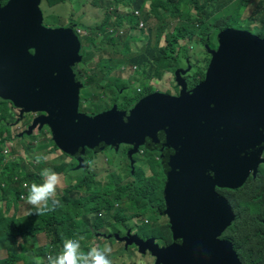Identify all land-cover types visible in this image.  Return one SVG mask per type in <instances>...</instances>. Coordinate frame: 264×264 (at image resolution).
Wrapping results in <instances>:
<instances>
[{
    "label": "water",
    "instance_id": "1",
    "mask_svg": "<svg viewBox=\"0 0 264 264\" xmlns=\"http://www.w3.org/2000/svg\"><path fill=\"white\" fill-rule=\"evenodd\" d=\"M42 2H0V99L23 116L40 114L26 133L47 126L55 147L76 156L80 166L86 150L126 145L128 158L140 147L162 152L171 243L159 247L136 236L129 242L142 254L149 251L155 264H240L231 244L218 239L233 214L215 188H240L264 162V40L224 31L216 52L205 46L211 59L190 92L181 78L189 69L176 67L177 97L151 93L128 114L113 106L94 118L83 116L78 129L73 119L82 81L74 70L82 61L80 43L69 27L43 26Z\"/></svg>",
    "mask_w": 264,
    "mask_h": 264
},
{
    "label": "trees",
    "instance_id": "2",
    "mask_svg": "<svg viewBox=\"0 0 264 264\" xmlns=\"http://www.w3.org/2000/svg\"><path fill=\"white\" fill-rule=\"evenodd\" d=\"M9 0H0L2 5H6ZM117 4V0H114ZM128 0H124L126 3ZM146 1H154L153 4L149 6V12L145 15L146 18L151 17L156 23L157 27L155 29L149 28V33L144 37L140 38L137 34L133 36L132 34H127L125 42H128L132 45L130 50H127L125 55V61L128 65L137 66L140 68L136 69L135 81H140L146 79L148 75L154 74L156 71L160 72L161 79L163 71H173L176 69L177 63L172 64L170 67H166L162 63V58L164 53L160 52L157 48H162L165 45L166 40H171L172 38L176 41L178 46H181L180 43L185 40L193 41L197 39L199 35H202L204 32H208L211 36H219L224 31H245L238 27L239 14L246 7L252 6V12L250 21L255 24L258 23L261 27H264V0H130L129 4L132 5L133 11L131 16L134 17L133 12L143 10V7ZM65 0H61L60 3H64ZM236 2L235 7L232 9V13L227 17L218 16L220 13H225L227 8ZM92 5L96 8L97 5L92 1ZM152 10H155L156 13H151ZM194 13V14H193ZM226 14V13H225ZM125 16V15H124ZM150 19V18H149ZM148 23V20L146 21ZM176 24V27L174 25ZM133 21L129 20L124 22L120 17L114 22V26H119L121 29H128V26H132ZM192 24H196L197 27H194ZM128 25V26H127ZM135 25V24H134ZM160 27L158 28V26ZM137 26V25H136ZM134 27V29L136 28ZM85 28V27H84ZM133 29V30H134ZM196 36L195 37V34ZM174 34V36H173ZM258 38L263 39L264 37L259 33L256 35ZM96 39L89 40V44H81V55L83 62L87 64V61L90 59V53L94 49H102L106 42L102 37L98 36ZM163 43V44H162ZM200 46V45H199ZM210 48V47H209ZM137 50L135 55H132V51ZM119 52V51H117ZM131 55V56H128ZM120 57L119 60H122L123 57L119 55H112ZM110 57V61L115 60ZM118 60V59H117ZM182 60V59H181ZM205 64L207 60L205 59ZM181 64L179 65V67ZM117 68L111 67L104 69L101 74L103 75L102 79H105L103 85L109 84L116 85L112 89L117 90V94L121 93V87H124V81L117 76L110 77V73ZM205 75L202 74V79ZM93 78L90 77L86 80L88 86L93 85ZM126 82V81H125ZM131 83V82H130ZM98 85H95L97 87ZM98 95L101 93L97 89ZM151 93V92H150ZM149 95L144 89L139 92L134 93V97H144ZM117 96V95H116ZM82 97V96H81ZM119 97V96H117ZM138 98L137 100H139ZM128 101H121V105L124 106ZM9 104L8 107H5L6 104ZM116 103V102H115ZM110 105V104H109ZM12 104L7 101L0 99V123H8L12 120ZM116 108H118L116 106ZM104 109H106L104 107ZM127 110V109H122ZM7 141L2 138L0 135V252L9 251V257L6 260L0 259V264H33L31 262L32 258L25 255L20 247H17L16 242L10 244L8 240L10 236L6 237V231L8 228L14 229L16 224H19L18 221L23 219L29 221L30 229L22 226L24 232L31 236L40 230L37 226V222L41 219L45 226L51 227L48 228L53 242L56 245V252L59 251L62 246V241L65 238H77L83 237L81 240V247L84 251H87L91 247H95L97 241H99V236L103 228H110L114 225V222L119 220H131V218L146 216V214L151 213L155 214L156 210H165V203L163 199V189L166 183V177L162 172L161 163H153V170L150 171L151 175L146 176L147 172L144 170L145 164L147 167H151L149 164L151 162V157H145L144 164L139 165H129L121 166L125 171L133 178V181L119 185L113 189H108L109 186L117 184L119 182L118 175L107 174V181H103L98 178L97 174L92 175L90 171L87 170L86 166L77 171H81L74 177L73 181L67 182L65 179L63 192L68 195H73L75 193L81 192L86 195L85 198L79 200H72L64 205H60L59 210H54L46 213L43 216L35 215V208H32L28 215H19L20 211V197L22 194H26V190L23 185L25 183L31 184L36 178L32 176V173L40 174V171L44 167H50L57 173L61 172L65 175L64 164L59 166L55 163L52 165H46L45 162L36 163L33 156V161L30 164V171L26 172L25 169L17 171L18 164L20 159L11 158L15 153H5L7 150ZM26 151L36 150L29 149L26 146L24 147ZM50 148L51 151H50ZM131 147L123 148V151L126 153ZM110 147L104 148L103 151L106 152ZM144 147H140L139 152L144 151ZM38 152V150H36ZM50 151L51 154L56 151V148L51 144V147H46L43 153ZM50 154V155H51ZM49 155V156H50ZM135 155V154H134ZM134 155L129 158L133 162ZM133 158V159H132ZM78 164L77 158H71ZM158 161V159H157ZM54 162V161H53ZM159 162V161H158ZM262 164V163H261ZM259 164V165H261ZM109 169L111 170L112 164H108ZM72 170L73 164H71ZM115 168V169H120ZM36 169V171H34ZM109 171V170H108ZM259 173V174H258ZM71 174H74L72 172ZM66 177V176H65ZM39 177L37 178V181ZM258 188L262 176L257 171L255 175ZM73 187H72V186ZM75 191L74 193H72ZM219 197L223 198L228 206L231 209L233 218L228 226L223 231V234H220L223 240L228 241L233 250L237 254L240 264H264V221H259L257 219L258 213L251 211L249 206L248 199L246 198V189L243 187L237 188L235 190H226L224 192L221 190ZM232 192V196H229L228 193ZM67 195V196H68ZM249 199H255L256 201L262 202L264 204V190L263 191H253V196H250ZM239 203H244L248 206L247 209H243V206L239 208ZM156 204V205H155ZM261 205V204H260ZM263 207V205H261ZM61 211H67L71 213V217L62 213ZM264 213H260V217ZM245 214V215H244ZM33 216V217H31ZM154 216L149 219L152 221L151 225L146 226L144 230L150 226H155V219H152ZM37 220H36V219ZM260 220H264L261 218ZM36 222V223H34ZM167 228L169 229V223L166 219ZM170 231V229H169ZM163 231L159 229L154 230V236L162 234ZM139 235L143 237V241L151 239L147 231H140ZM243 235V236H242ZM28 237H25L27 239ZM163 235L157 237V240H162ZM166 238V236H165ZM153 239V238H152ZM32 245L29 244V253L38 255L42 257L43 255L38 253L34 248L31 251ZM162 247V246H159ZM45 247L42 249L41 253L46 257ZM139 251V250H138ZM48 253H53L48 250ZM147 254L151 253L149 251ZM144 255L145 253H140ZM152 256V255H151ZM155 260V257L152 256Z\"/></svg>",
    "mask_w": 264,
    "mask_h": 264
},
{
    "label": "rangeland",
    "instance_id": "3",
    "mask_svg": "<svg viewBox=\"0 0 264 264\" xmlns=\"http://www.w3.org/2000/svg\"><path fill=\"white\" fill-rule=\"evenodd\" d=\"M96 3L97 7L95 8L93 5H90L91 0H65L64 3H60L61 0H44L41 4V11L43 13L44 27L48 29H54L55 27H61L65 26L68 22L72 21L75 23H81L85 25V28L83 29V32H85L86 36H82L80 38V42L82 45L89 44V40L96 39L101 36L102 39L106 42L104 47L102 49H94L93 52L90 53V59L87 61V64L83 66V71L85 74V81L88 80V78H93V85L89 86L88 88H85L82 90L81 85L78 90V98H77V110L78 115L73 119V124L78 125L79 129V119L82 118L86 113L88 112L90 106L92 105V102L88 96L98 98L99 97H113L112 102L115 103L112 106H117V111L120 112H126V114L129 113V109L138 103L141 99H144V97H138L140 98L137 100V97H134L135 92H139L142 89H144L149 94L151 93H163V94H171L173 97H177L175 95H172L176 93L177 89L174 87L172 82V77L170 73H166L163 71L162 73V79L160 72L156 71L152 75H148L146 79L140 80V81H134L130 83L128 79H122L120 77L121 70H126L129 65L125 61V55L124 53H127V50H130L132 48V45L128 42H125V39L127 37V34L131 33L134 29V27L137 25L138 20L135 19L133 16H131V13L133 11L132 5L130 6V0H128L126 3L124 0H117L118 4L114 0H92ZM161 2H164V0H160ZM149 5H152L154 1H148ZM148 5V4H147ZM236 2L232 3L225 13H220L218 16L220 17H227L232 13V9L235 7ZM154 7V4H153ZM142 11V9H141ZM252 12V6L246 7L241 13L239 14V20H238V27L242 28L243 30H249L251 34L257 35L261 34L264 37V27H261L260 24L255 23L253 24L250 21ZM136 12H133L135 14ZM151 13H156L155 10H152ZM194 14V13H193ZM125 15V16H124ZM142 17V14H140ZM122 18L124 22L126 21H133L135 22V25L128 26V29L123 28L121 29L118 25L114 26V22L118 20L119 18ZM150 18V19H149ZM147 25L144 26L142 29H138L137 32H133L134 34H137L138 37L144 38L148 33V28L155 29L157 27V23L149 17ZM141 20V18H140ZM146 20V21H147ZM175 27L176 24L174 23ZM194 27H197L196 24H192ZM54 27V28H53ZM113 27V28H112ZM148 27V28H147ZM160 25L158 26V28ZM62 28V27H61ZM112 28L113 32H109V30ZM195 37L196 33L194 34ZM174 36V34H173ZM199 45L202 46H208L211 50H214L216 46L218 45V36H211L208 32H204L202 35H199L197 39H194L193 41L185 40L181 43V46H178L176 44V41L172 38L171 40H166L165 45L162 48H157L160 50V52L164 53V57L162 58V63L166 67H170L175 65V63L179 62L181 59H186L190 61V65L188 66L189 72L187 74V78H192L194 74H196V70L200 67V59L203 57L204 59L210 60L208 55H203L201 50H199ZM119 51V52H117ZM137 50L132 51V55H135ZM112 55H119L123 57L122 60H119L120 57L112 56ZM112 56V59L115 60L113 62L110 61V57ZM131 56V55H128ZM118 59V60H117ZM204 66L206 65L203 63ZM117 68L113 70L109 75L120 77L124 82L125 86L121 87V93L117 94V90L114 89L111 90V93L109 91H103L100 95L97 93V89L95 88V85L101 86L105 79H102L103 75L101 72L104 69L108 68ZM140 68L139 65L136 66V69ZM178 68L174 70L176 72ZM207 70V69H206ZM199 71L203 73V66L199 68ZM206 72V71H205ZM205 75V74H204ZM182 78V77H181ZM183 79V78H182ZM126 81V82H125ZM186 82V80L184 79ZM83 86V85H82ZM178 86V85H177ZM151 92V93H150ZM114 94H116L119 97H114ZM82 95L86 97H81ZM88 101V104L83 107L82 102ZM105 104H108V100H103ZM121 101L126 102L124 106L121 105ZM98 102V100L94 101ZM8 103L5 107H8ZM111 105H107L105 107L106 109H110ZM132 108V109H133ZM104 108L99 110V113L101 114L104 110ZM127 109V110H122ZM131 109V110H132ZM12 120L8 123H0V135L2 134V138L8 140L7 141V150L5 153H11L14 152L15 154L11 158L20 159V162L17 167V171L19 172L21 169H25L24 171L29 172L30 171V164L33 161V156L36 155H46L48 157V160L45 162L46 165H52L53 163L62 166L64 164L65 175L61 172L62 177V184L57 189V196L56 198L60 201V205H64L72 200H79L82 198H85L86 195L79 192L75 193L73 195H68L63 192L64 189V182L65 179L67 182L73 181L74 177L81 171H77L81 168L80 163H75L72 157H69L65 154H63L59 149H57L53 143L52 134L50 129L47 126L41 127L40 124H38L36 127L33 128L31 134H27L26 131L29 129L30 125H32L34 119H36V116L40 114L36 113H27L22 114V112L16 107L12 108ZM23 116V117H20ZM89 117V115L87 116ZM71 122V121H68ZM87 128L90 130L93 128L92 125H86ZM92 135H95V132L91 133ZM51 144L56 148V151L51 154V149L46 153V151L43 153L44 149L46 147H51ZM27 147L29 149H36V150H29L26 151L24 147ZM107 148V147H106ZM51 154V155H50ZM50 155V156H49ZM75 155H79V152H77ZM91 158H88L86 161H83V167L87 168L88 171L92 173V175L97 174L98 178H100L103 181H107L106 175L107 174H115L118 175L119 182L117 184L111 185L108 187V189H113L119 185L128 184L133 181V176L131 177L124 168H120L121 166H128L131 164L133 165H143L145 157L150 158L151 162L149 163L151 167H147V164L143 167L144 170L147 172L146 176H150V171L153 170L152 165L153 163H161L160 158L162 159V152L160 154L159 151L156 149L147 150L145 149L142 152H139L135 154L133 157V162L127 157L126 153L123 151L122 146L118 149H109L108 151L104 152L97 151L94 154H90ZM264 158V155H263ZM158 159V161H157ZM54 161V162H53ZM112 164V169H109V165ZM71 164H73V169L71 167ZM162 167V165H161ZM120 168V169H115ZM109 170V171H108ZM36 171V169L34 170ZM74 172V174H71ZM163 172V171H162ZM262 180L260 181L259 187L256 188L257 182L256 179L252 181L247 190H246V198L248 199L249 206L251 207V211L254 213H258L257 219L259 221L261 218H264V213L260 217V213L263 212L264 204L262 202L256 201L255 199H249L250 196H253V191H263L264 190V162L260 166L259 170ZM32 176L36 178L34 182H41V177L38 179L39 175L37 173H32ZM66 176V177H65ZM27 184V183H25ZM25 184L23 185L24 189L27 192V189L25 188ZM30 185V184H29ZM72 186V185H71ZM73 187V186H72ZM164 187V186H163ZM73 191L72 193H74ZM26 194H22V196H25ZM68 195V196H67ZM229 196H232V192L228 193ZM20 197V203L22 204V212L19 213V215H28L30 214V211L33 206L27 204L25 199H22ZM263 207H261V205ZM156 205V204H155ZM243 206V209H247L248 206L244 205V203H239V208ZM56 210H59L58 207L55 208ZM62 213L66 214L67 216L71 217V213H68L67 211H61ZM35 215L36 211L34 212ZM245 215V214H244ZM154 216L152 219H155V226L153 225L144 230L146 226L144 225H151L152 221L149 219L150 217ZM33 217V216H31ZM34 218V217H33ZM38 218V215H37ZM36 219V218H35ZM167 216L164 214L163 210H156L155 214L148 213L146 216L131 218V220H119L117 222H114V225L112 227L107 228L105 234L102 233L100 236L102 238L97 241L95 246L103 247L104 244H109L112 248V253L109 257V259L112 261V264H155L154 258L150 255L145 253L144 255H141L138 251L137 247L131 243L124 242V239L119 238V234H126L129 236H134L136 231L140 232L147 231L148 235L147 237H151L154 239L155 243L158 244V246H168L171 243V233L169 229L167 228L166 224ZM37 220V219H36ZM168 221V219H167ZM19 224H16L14 229L8 228L6 231V237L8 238L10 236V239L8 242L10 244H13L15 241L17 244V247H20L21 251L32 258L31 262L33 264H36L37 260L39 259L42 264L46 262L47 255L50 254L48 252L51 251L53 253L56 252V245L53 242V239L51 237V234L48 230V226H45L43 224V221L40 219L37 222V226H39L40 230L38 229V232L35 234L29 236L24 232V229L22 226L26 227L27 229H30L31 226L28 228L29 221L23 219L21 221H18ZM36 223V222H34ZM144 224V225H143ZM159 229L163 231L162 234L158 236H154V230ZM163 235L162 240H157V237H160ZM166 236V238H165ZM243 236V235H242ZM25 237H28L25 239ZM142 237V236H139ZM29 244L33 246V248L38 251V253L42 254V257H35L34 254L29 253ZM45 247L46 257L43 253H41L42 249ZM31 247V251L33 250ZM58 252V250H57ZM9 257V251H1L0 252V259L6 260ZM17 264H23L18 263Z\"/></svg>",
    "mask_w": 264,
    "mask_h": 264
},
{
    "label": "clouds",
    "instance_id": "4",
    "mask_svg": "<svg viewBox=\"0 0 264 264\" xmlns=\"http://www.w3.org/2000/svg\"><path fill=\"white\" fill-rule=\"evenodd\" d=\"M90 5H92V0H91ZM135 19L138 20V18H135ZM70 22L73 23L72 21ZM65 26H61V27L64 29ZM61 27H55V28L53 27L54 28L53 31L58 30ZM68 27L71 28L73 32L75 33V35L78 37V40L80 43V55H81L80 38L82 36H86L85 32H83L85 25L82 24L79 26V23H75L74 25H68ZM112 28L109 30V32H113ZM137 30L138 29L136 26V28L130 34H132L134 31L137 32ZM132 35L135 36V34H132ZM84 63L85 62H83V58H82V61L76 64V67H78L79 65H84ZM135 70H136V67H135ZM121 71L122 72L120 73L121 74L120 77L122 79H127V76H126L127 69L126 70L122 69ZM74 73L76 74L75 70H74ZM76 81L80 82L82 80L77 79ZM126 81H129V80H126ZM103 84L101 86L98 85L97 87H95L96 89L99 90L100 93L102 92L100 91L99 87H107V85H103ZM82 85H83V81H82ZM111 85H114V84H111ZM104 99H105L104 97H99V99L93 97L94 101L99 100L100 102L93 103L90 106L86 115L84 116L87 117L89 115L88 118H94L97 115H100L99 110L109 105V103L108 104L104 103L103 101ZM94 153H95L94 150H86L85 154L82 156V160L86 161L88 158H91L90 154H94ZM72 158H76V156ZM34 159L36 163L39 164L41 162H46L48 160V157L46 155H36ZM39 175L41 177V182L39 183L32 182L30 185L25 184V188L27 189V192H26V195L22 196L21 198L25 199L27 204L33 206L36 209L37 215L43 216L50 211H54L56 207L60 206V201L56 198V196H57V189L62 184V177H61V174L57 173L50 167L42 168ZM20 205H21L20 211L22 212V204L20 203ZM106 229L107 228H103L102 233L105 234ZM82 239L83 237L65 238L62 241V246L60 250L58 252L48 254L46 258V262H44V264H112V261L109 259L112 253V248L109 244L106 243L104 244L103 247H99V246L91 247L87 251H84L81 247ZM35 257H38V255H34V259ZM36 264H42V262L38 259Z\"/></svg>",
    "mask_w": 264,
    "mask_h": 264
},
{
    "label": "flooded vegetation",
    "instance_id": "5",
    "mask_svg": "<svg viewBox=\"0 0 264 264\" xmlns=\"http://www.w3.org/2000/svg\"><path fill=\"white\" fill-rule=\"evenodd\" d=\"M149 3H148V9H149ZM75 24V22H73V23H71V22H68L67 24H66V26L64 27V28H67L68 27V25H74ZM135 24V22H133V24H132V26ZM80 25H82L81 23H79V26ZM145 25H147V23L145 22L144 24H143V27L145 26ZM148 28V27H147ZM149 29V28H148ZM238 32H245V31H242V30H239ZM254 35V34H253ZM256 36V35H255ZM163 44V43H162ZM180 45H181V43H180ZM209 48V47H208ZM217 49H218V45L216 46V48L214 49V50H212L213 52H216L217 51ZM199 50H201V52L203 53V55H208L207 53V50L205 49V45L204 46H202V45H200L199 46ZM209 50H211L210 48H209ZM209 56V58L211 59V56L210 55H208ZM205 61V59L202 57L201 59H200V67L199 68H201L202 66H203V73L205 74V71H206V69H207V67H208V64H209V62H210V60H208V62H207V64L204 66V64L203 63H205L204 62ZM181 64V66L179 67V65ZM84 65H85V63H84ZM84 65H79L78 67H75V72H76V75H77V78L79 79V80H82L83 81V86H82V90L83 89H85V88H88L89 86L85 83V74H84V71H83V66ZM190 65V61H188V60H186V59H182V60H180L179 62H178V64H177V67H179V68H182V69H187L188 68V66ZM199 68L196 70V74H194L193 76H192V78H187L188 77V75L189 74H185L184 76H181L183 79H185L186 80V92H190L195 86H197L198 84H200L202 81H203V79H204V77H203V79H202V72H200L199 71ZM174 70H175V68H174ZM174 70L173 71H165L166 73H170L171 74V77H172V82H173V85H174V87L177 89V91H176V93H174V94H172V95H175V96H177L179 93H180V91H181V87H179V86H177V82H176V78H175V72H174ZM126 76H127V79H128V71H127V73H126ZM113 87H115V85H109V87H99L100 88V91L101 92H103V91H109L110 93H111V90H112V88ZM167 94V93H166ZM167 95H171V94H167ZM82 97H86V96H84V95H82ZM87 97H89L90 98V100H91V102H92V104L93 103H97V102H94V100H93V97L92 96H88L87 95ZM114 97H117L116 96V94H114ZM105 99H107L109 102V104L111 105L110 106V108L111 107H113L112 105L113 104H115V103H113L112 102V99H113V97H104ZM98 102H100L99 100H98ZM88 104V101L86 100V101H84L83 100V102H82V105H83V107H85L86 105ZM133 107V106H132ZM131 107V108H132ZM105 110H108V109H104V111ZM130 110V109H129ZM126 147V149H127V147H129V146H126V145H124V146H122V149L123 148H125ZM120 148V147H119ZM113 149V148H112ZM131 148H129L128 150H130ZM146 149V148H145ZM128 150H126V155H127V151ZM147 150H149V149H147ZM263 155H264V150L262 151V153H261V159H264L263 158ZM128 157V156H127ZM160 160H161V158H160ZM260 166L261 165H258L257 166V168H256V173H257V171L258 170H260ZM162 171H163V169H162ZM253 172H254V170H251L250 171V173H249V175L247 176V178H246V180H245V182H244V184L241 186V187H243L244 189H246L247 190V188H248V186H249V184L252 182V181H254L256 178H255V175H256V173L255 174H253ZM164 173V172H163ZM259 174V173H258ZM165 175V174H164ZM166 177V176H165ZM165 186V185H164ZM221 190H223L224 192H226V190H229V189H225V188H215V193L218 195V196H220V194L222 193L221 192ZM223 199V198H222ZM224 232H222L221 234H223ZM101 234H102V231H101ZM134 236H136L138 239H143V237H139L140 235H139V232H137L136 231V233H135V235ZM102 238V236H99V240ZM119 238H121V239H124V242H126V243H129L131 240H132V236H129V235H126V234H119ZM218 239L219 240H222V241H226V240H223L222 238H221V236H219L218 237ZM228 242V241H227ZM233 248V247H232ZM138 249V248H137Z\"/></svg>",
    "mask_w": 264,
    "mask_h": 264
},
{
    "label": "crops",
    "instance_id": "6",
    "mask_svg": "<svg viewBox=\"0 0 264 264\" xmlns=\"http://www.w3.org/2000/svg\"><path fill=\"white\" fill-rule=\"evenodd\" d=\"M148 3L149 2L146 1L145 5L143 7V10L140 11V12L138 11L139 12V18H138L139 22L145 23L146 20L148 19V18L145 17V15L148 14V12H149L148 5H147ZM140 14H142V17L140 16ZM140 18H141V20H140ZM134 32H136V31H134ZM132 34H134V33H132ZM128 69H129L128 76L130 77L128 80H129V82L132 83V82L135 81V76H136L135 66L129 65ZM20 207H21V205H20Z\"/></svg>",
    "mask_w": 264,
    "mask_h": 264
},
{
    "label": "built area",
    "instance_id": "7",
    "mask_svg": "<svg viewBox=\"0 0 264 264\" xmlns=\"http://www.w3.org/2000/svg\"><path fill=\"white\" fill-rule=\"evenodd\" d=\"M134 17H135V18H139V12H138V11H136V13L134 14ZM143 24H144L143 22H139V21H138L137 29H142V28H144V27H143ZM127 71H129L128 68H127Z\"/></svg>",
    "mask_w": 264,
    "mask_h": 264
}]
</instances>
